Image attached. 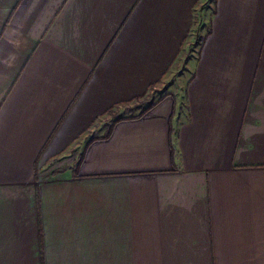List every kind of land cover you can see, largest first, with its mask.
I'll use <instances>...</instances> for the list:
<instances>
[{"label": "crops", "instance_id": "0c3cea01", "mask_svg": "<svg viewBox=\"0 0 264 264\" xmlns=\"http://www.w3.org/2000/svg\"><path fill=\"white\" fill-rule=\"evenodd\" d=\"M0 264H264V0H0Z\"/></svg>", "mask_w": 264, "mask_h": 264}, {"label": "rangeland", "instance_id": "374dc122", "mask_svg": "<svg viewBox=\"0 0 264 264\" xmlns=\"http://www.w3.org/2000/svg\"><path fill=\"white\" fill-rule=\"evenodd\" d=\"M212 6H210L211 8ZM209 6H205V8L203 9V13H204V18H208L209 16H207V13H209ZM11 15V13H10ZM9 15V16H10ZM206 16V17H205ZM9 20V17L7 18ZM197 19L200 21L201 17L198 16ZM7 20V24L9 23V21ZM201 37L200 34L196 35L194 39H192V43L189 47V49L194 47V50L197 49L199 41H200ZM197 52H194V55ZM186 59L183 60V64L185 63ZM182 70V69H180ZM183 71V70H182ZM183 74L182 76H173L170 79H168L167 81H165L166 83L163 84L161 87L155 89L149 94L147 95V97L143 98L142 100H137V101H133L131 102V104L126 105V106H122L120 108L117 109V112H115V115L122 117V116H128V115H133V114H137L143 110H145L147 107L151 106L152 103L157 102V100L159 98H162L166 95H169L170 93H173L174 90L179 89V91H181V88L184 87L185 85V80L186 78H183ZM115 115H112L109 118V123L107 121L106 125L111 124V122L113 121V119H115Z\"/></svg>", "mask_w": 264, "mask_h": 264}, {"label": "trees", "instance_id": "16d2710c", "mask_svg": "<svg viewBox=\"0 0 264 264\" xmlns=\"http://www.w3.org/2000/svg\"><path fill=\"white\" fill-rule=\"evenodd\" d=\"M136 101H137V100H136ZM155 103H156V102L152 103L151 106L147 107L145 110H143V111L137 113L136 115H135V114H133V115L131 114L130 116H140V115L145 114V113H146L151 107H153V105H155ZM111 111H112V110H110V111L107 112V113H111ZM130 116H129V117H130ZM111 131H112V124H109V126H108V128H107L106 136H108V135L111 133Z\"/></svg>", "mask_w": 264, "mask_h": 264}]
</instances>
